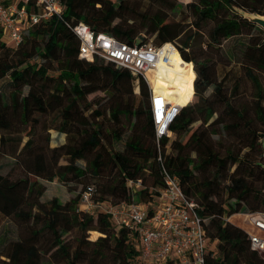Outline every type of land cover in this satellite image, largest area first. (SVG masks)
Listing matches in <instances>:
<instances>
[{
    "label": "trees",
    "instance_id": "obj_1",
    "mask_svg": "<svg viewBox=\"0 0 264 264\" xmlns=\"http://www.w3.org/2000/svg\"><path fill=\"white\" fill-rule=\"evenodd\" d=\"M66 1L63 19L54 17L35 26L18 49L7 48L0 28V51L3 54L0 56V81L9 77L8 85L12 89L9 100L0 93V131L12 128L6 115L13 109L19 111L22 118L17 127L32 129L29 140L17 156L26 176L11 180L0 174V215L23 223L27 233L20 240L7 243L1 254L7 259L5 264H40L42 256L53 250L62 254L68 264H104V261L133 264L140 259V252L131 242L127 230L116 231L108 215L94 216L78 211L81 192L66 204L56 198L50 204L41 202L45 186L39 179L70 183L90 174L100 180L97 198L114 204L147 202L152 199L151 188L163 185L147 84L141 82L140 90L142 101L145 99L147 105L130 100L131 104L120 102L111 107L108 118L118 130L112 131L108 137L122 142L124 129H131V132L122 151L109 148L103 143L105 134L98 120L105 118L104 112L99 108L93 110L88 96L109 89L117 91L118 97L133 95V78L127 70L117 68L111 62L98 58L94 61L80 59V41L67 26L68 21L84 22L96 32H105L129 43L136 39V29L132 25L145 26L155 36L153 43H175L182 57L195 64L197 78L193 100L171 127L178 136L172 144L171 154L164 150L168 140L162 142L164 165L180 178L185 193L198 201L204 207L202 214L210 218L207 232L219 241L221 256H210L207 264H264V258L251 249L247 232L239 226L240 223L235 225L227 221L237 213L264 212V31L240 12L264 15V0H194L188 4L196 33L213 24L207 32L205 52L192 45L195 34L187 35L182 23H168L167 15L146 13L135 22L126 18L125 25L112 26L116 18L122 19V3L117 7L109 0ZM149 1L168 4L171 0ZM175 3L176 0H172L169 8H176ZM98 4L101 8H97ZM245 35L249 39L242 45V65L246 79L255 90L251 118L247 111L236 109L233 91L230 96L222 94L226 81L233 79L237 86L240 78L234 77L230 68L219 80L214 64V61H227L217 49L225 40ZM42 39H47L43 48L37 44ZM27 42L32 43L30 50L26 49ZM213 49L217 50V60L207 54ZM36 56L45 62L31 63ZM54 60L60 63L58 76L49 75ZM223 67L228 68V64ZM100 75L106 76L107 83L101 84ZM25 88H28L27 93ZM210 88L213 90L206 97ZM197 96L200 100L192 107ZM55 111H60L63 124L59 130L62 133L77 124L80 127L87 125L89 129L73 145L66 143L46 151L34 147V133L40 124L36 115ZM84 111L90 112L89 118ZM214 115H218L217 119L210 126L219 124L222 132L235 137L240 144L237 150L233 148L223 155L209 134L201 129L192 131L195 122L201 121L203 128ZM63 157H68L69 163L59 165ZM78 160H84L86 167L77 165ZM129 179H142L146 186L134 199L127 188ZM75 230L79 240L74 250L63 238ZM91 231H101L105 235L90 242L87 234ZM88 245L96 247L89 250Z\"/></svg>",
    "mask_w": 264,
    "mask_h": 264
},
{
    "label": "built area",
    "instance_id": "obj_2",
    "mask_svg": "<svg viewBox=\"0 0 264 264\" xmlns=\"http://www.w3.org/2000/svg\"><path fill=\"white\" fill-rule=\"evenodd\" d=\"M66 8V0H0L2 41L18 49L35 26L54 17L63 19ZM66 24L79 38L80 59L98 58L127 70L136 94H140L141 82L147 84L163 179L161 187L151 188L152 199L147 202L101 201L96 186H88L81 192L78 211L94 216L106 214L116 231L127 230L142 264H207L213 255L207 232L210 218L202 214L204 207L185 193L180 178L165 167L161 152L164 140L175 139L171 127L184 109L167 91L162 94L158 89V82L164 78L157 71L165 66L161 59L167 43L157 45L145 37L129 43L96 32L84 22ZM171 81L167 82L169 86H173ZM127 188L134 199L146 186L142 179H129ZM236 216L243 217L239 226L246 230L251 249L264 258V212L237 213L227 221Z\"/></svg>",
    "mask_w": 264,
    "mask_h": 264
},
{
    "label": "rangeland",
    "instance_id": "obj_3",
    "mask_svg": "<svg viewBox=\"0 0 264 264\" xmlns=\"http://www.w3.org/2000/svg\"><path fill=\"white\" fill-rule=\"evenodd\" d=\"M175 1V0H174ZM112 4H115L117 7H119V4L122 3L124 9L120 11V14L122 16L121 18H116L113 22L112 26H115L117 24H124V20L126 18L131 21L135 22L139 19H141L143 14H162L167 15V22L168 23H182L184 27H186V34L190 35L195 34V37L192 41V45H194L197 49L202 50L205 52L207 50V41H208V30L212 27L213 24H208L204 27L200 33H196V29L193 27L194 18L192 16V13L190 10L187 9V5L194 2V0H176V8L171 9L169 8L172 5V0L169 1V5L167 3H158L155 1H149V0H109ZM174 3V2H173ZM97 8H101V4L97 5ZM244 15L248 16L249 18H253V15L249 14L247 12H243ZM264 17V16H263ZM135 29V37H145L148 41H155V36L151 35L149 32V28H146L145 26L141 25H132ZM258 26V25H257ZM259 27V26H258ZM261 28V27H259ZM262 29V28H261ZM264 31V29H262ZM253 34L257 35L258 32H252ZM249 39L248 35L242 36V37H233L228 40H225L223 42V45L219 48V53H221L223 56L227 57V61H214L215 68L217 71V74L219 76V80L223 78L224 71L229 70L232 68L233 76L239 77V84L236 86L235 80L231 79L229 81H226L225 83V89L222 93L223 96H230V92H232L235 95L234 99V105L236 109H238L240 112L247 111V115L249 118L253 116L254 110H253V102L255 98V90L252 85V83L246 79L244 75L245 67L242 65L243 62V56L242 52L244 50V47L242 46L245 44ZM47 39L39 41L37 44L39 47L43 48L46 44ZM178 41V40H177ZM179 42V41H178ZM7 48L11 50H15L12 46L5 43ZM32 47L31 42L26 43V49L30 50ZM191 49V48H190ZM216 49H213V51H210L207 53L210 57H214L215 60H217L216 55ZM13 52V51H11ZM12 54V53H11ZM234 56H231V55ZM2 51H0V56H2ZM231 56V58H230ZM203 58V57H202ZM201 60V59H200ZM31 63L40 62L44 63L45 60L42 59L39 56H36L33 60L30 61ZM202 62V60H201ZM228 64V68H224L223 66H226ZM52 70L49 71L50 76H58L60 71V63L57 61H52L51 65ZM263 74V73H262ZM101 78V84L107 83V78L105 75H100ZM262 79L264 82V74L262 75ZM10 82V78L7 77L4 80L0 81V93L4 96L5 100H9L11 96V88L8 85ZM67 84V83H66ZM67 87L70 89L69 85ZM134 93L133 95L130 94H122V96L118 97L117 91L107 90V91H98L93 94H90L88 96V102L92 103L93 110L99 108L102 112H104L105 118H100L99 123H102V129L105 134V138L103 139V143L108 146L109 148H113L115 151H122L124 149V143L126 138L129 136L131 129H124L123 131V141L122 142H116L114 139L112 140L111 137H108V135L111 134L112 131L118 130L113 123L110 122V119L108 118L110 114V109L113 106H117L120 102L122 103H129L130 100L136 101L139 104L142 101V98L140 94H136L135 92V85L133 83ZM213 88H210L208 93L206 94V97L209 96L212 92ZM28 88H25L24 92L27 93ZM132 97V99H131ZM120 98V99H119ZM138 99H140L138 101ZM200 96H197L196 101L192 103V107L196 105L197 102H199ZM145 105H147L146 100L144 99L142 101ZM131 104V103H129ZM90 112L84 111V115L89 118ZM218 115H214V117L210 120L208 124L203 126L202 128V122L197 121L192 126V131L202 130L205 132L206 135H210L211 141L214 143L216 148L220 151L221 154L225 155V153L228 150H231L235 148L236 150L239 147L238 141H235L233 136H229L226 133L222 132V126L219 124H214L213 126H210V124L214 123L217 119ZM37 118L40 119V124L36 128V132L34 133L35 141L33 142V146L37 147L41 150H48L50 147H56L60 146L62 144H70L74 142H79L84 135L86 134V131L89 129V127L83 126L86 128L83 129V127H80L77 125H72L68 127L67 133H62L59 129L63 124L62 119L60 118V111L50 112L47 115H36ZM110 117V116H109ZM6 119L12 124V128L9 130H1L0 131V139L2 138V141L0 142V174L4 175L11 180H17L19 178L25 177L26 172L24 171L22 165L17 162V156L24 147L25 143L29 140L30 132H32V129L26 128L24 126H19V122L22 120L21 115L19 111L17 110H9L6 115ZM136 119H133V122ZM103 121V122H102ZM215 132H219L218 134H215ZM214 133V134H211ZM178 136L175 137L177 139ZM174 139V140H175ZM174 140L171 142H168L164 148L166 154H171L173 151L172 144ZM187 140V137L184 138V141ZM248 150V149H246ZM163 155V154H162ZM69 163L68 157H63L59 160V165H66ZM76 164L85 168L86 162L84 160H78L76 161ZM35 179V178H33ZM39 182L45 186L44 193L41 197V202L45 204H50L51 200L56 198L58 202L61 204H66L68 201L74 199L77 197V195L82 192L87 186L95 185L96 188L99 185L98 182H100L99 179L93 177L92 175H88L86 178L75 180L74 182L70 183H64L60 181L59 179H55L53 182L47 181L44 179H39ZM150 185V182L148 183ZM233 202V201H232ZM240 220H243V217L236 216L230 220L231 223L238 225ZM23 223L16 222L12 218H4L0 215V264H5V260H7L5 257L1 256L5 248L7 247V243L10 241L20 240L21 237L25 236L27 233L24 230ZM101 235L95 234L91 232H88L87 238L90 242H96L99 238L103 237L105 234L101 231H98ZM210 237L211 235L208 234ZM211 239V247L213 255L211 258H219L221 256L220 249H219V241L217 239ZM64 242L71 246L74 250L78 246V240L76 230L67 233L64 238ZM104 244H102L103 246ZM89 250L95 249L96 245H88L87 246ZM53 254V255H52ZM261 256V255H260ZM262 257V256H261ZM263 258V257H262ZM40 264H68L63 257L62 254H60L58 251L53 250L51 253L43 255L41 258ZM80 264H88V262H83ZM104 264H108V261H104ZM133 264H142L140 259L138 258L136 261H133Z\"/></svg>",
    "mask_w": 264,
    "mask_h": 264
},
{
    "label": "bare ground",
    "instance_id": "obj_4",
    "mask_svg": "<svg viewBox=\"0 0 264 264\" xmlns=\"http://www.w3.org/2000/svg\"><path fill=\"white\" fill-rule=\"evenodd\" d=\"M255 18L264 21L262 16H255ZM161 61L165 66L157 71V74L164 78L162 82H158L159 92L164 94L167 91L180 106H188L193 100L196 78L193 64L187 63L172 43H167L164 47ZM171 80H174V84ZM168 81H171L173 86H169ZM92 233L101 235L98 231H92Z\"/></svg>",
    "mask_w": 264,
    "mask_h": 264
},
{
    "label": "flooded vegetation",
    "instance_id": "obj_5",
    "mask_svg": "<svg viewBox=\"0 0 264 264\" xmlns=\"http://www.w3.org/2000/svg\"><path fill=\"white\" fill-rule=\"evenodd\" d=\"M248 13V12H247ZM243 14V13H242ZM249 14H253V15H258V16H264V15H260V14H255V13H249ZM244 15V14H243ZM246 18H248L249 20H250V18L248 17V16H246V15H244ZM255 17V16H254ZM251 21V20H250ZM253 22V21H252ZM253 23H255V22H253ZM256 25H258L259 27H261L262 29H264L261 25H259V24H257V23H255ZM172 44H174L176 47H177V49L179 50V47L175 44V43H172ZM180 52V51H179ZM180 54H181V52H180ZM182 56V55H181ZM184 59V58H183ZM185 60V59H184ZM186 61V60H185ZM187 63H192L193 64V66H194V71H195V73H196V69H195V64L191 61H186ZM196 78H197V73H196ZM196 78H195V81H196ZM246 213H249V212H246Z\"/></svg>",
    "mask_w": 264,
    "mask_h": 264
},
{
    "label": "water",
    "instance_id": "obj_6",
    "mask_svg": "<svg viewBox=\"0 0 264 264\" xmlns=\"http://www.w3.org/2000/svg\"><path fill=\"white\" fill-rule=\"evenodd\" d=\"M250 20L255 22V23H257V24H259V25H261L264 28V21H261V20L255 18V17L250 18Z\"/></svg>",
    "mask_w": 264,
    "mask_h": 264
}]
</instances>
